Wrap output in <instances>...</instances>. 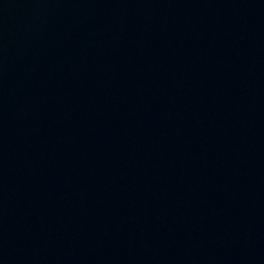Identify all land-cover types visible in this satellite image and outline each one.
Here are the masks:
<instances>
[{"label": "water", "instance_id": "water-1", "mask_svg": "<svg viewBox=\"0 0 264 264\" xmlns=\"http://www.w3.org/2000/svg\"><path fill=\"white\" fill-rule=\"evenodd\" d=\"M0 264H264V0H0Z\"/></svg>", "mask_w": 264, "mask_h": 264}]
</instances>
